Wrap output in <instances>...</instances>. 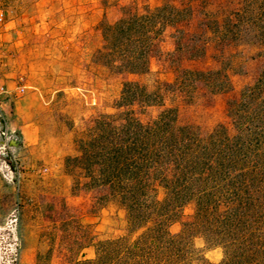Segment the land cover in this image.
I'll use <instances>...</instances> for the list:
<instances>
[{
  "label": "trees",
  "instance_id": "16d2710c",
  "mask_svg": "<svg viewBox=\"0 0 264 264\" xmlns=\"http://www.w3.org/2000/svg\"><path fill=\"white\" fill-rule=\"evenodd\" d=\"M196 12L197 29L178 31L177 49L195 59L208 41L251 47L262 59L258 77L230 105L231 131L218 124L207 133L181 122L167 96L190 102L203 89L230 91L229 61L181 68L173 82H121L115 111L89 118L67 165L81 168L89 189L105 188L120 205L124 233L97 239L89 224L82 248L93 256L75 264H264V0H164L128 12L101 26L93 61L112 73L147 74L164 31ZM150 107L156 114L142 120L138 115ZM189 202L192 220L172 233ZM197 240L219 248L221 259L208 260Z\"/></svg>",
  "mask_w": 264,
  "mask_h": 264
},
{
  "label": "rangeland",
  "instance_id": "374dc122",
  "mask_svg": "<svg viewBox=\"0 0 264 264\" xmlns=\"http://www.w3.org/2000/svg\"><path fill=\"white\" fill-rule=\"evenodd\" d=\"M163 1L4 0L7 27H12L5 34L13 61L11 74L23 75L27 88L19 97L1 96L0 264H75L93 256L89 246L82 248L89 224L97 239L124 233L120 205L107 198L105 188L89 189L81 168L67 165L77 153V139L89 118L115 111L122 81L149 86L155 80L173 82L181 68H216L227 60L230 91L212 94L203 89L190 102L180 97L172 102L169 95L167 105L177 104L180 121L198 126L203 133L218 124L231 131L229 107L243 87L254 83L262 59L251 47L212 41L203 56L190 59L177 49L176 36L178 31L187 34L197 29L199 13L164 31L150 54L147 74L112 73L93 61L102 45L103 24ZM157 110L150 107L138 116L147 120ZM29 123L33 145H27L21 134ZM193 214L189 202L170 231L177 233L181 222L191 221ZM197 243L208 260L221 259L219 248Z\"/></svg>",
  "mask_w": 264,
  "mask_h": 264
},
{
  "label": "built area",
  "instance_id": "2783aa9c",
  "mask_svg": "<svg viewBox=\"0 0 264 264\" xmlns=\"http://www.w3.org/2000/svg\"><path fill=\"white\" fill-rule=\"evenodd\" d=\"M5 3L0 0V108L2 107L1 96L19 97L27 88L26 80L21 74H11L13 68L12 55L6 48L5 34L12 27H7L9 21L5 19ZM11 79V85H6V80ZM43 170H47L44 168Z\"/></svg>",
  "mask_w": 264,
  "mask_h": 264
},
{
  "label": "crops",
  "instance_id": "0c3cea01",
  "mask_svg": "<svg viewBox=\"0 0 264 264\" xmlns=\"http://www.w3.org/2000/svg\"><path fill=\"white\" fill-rule=\"evenodd\" d=\"M21 134L23 138L27 139V145H33L35 143L34 129L31 123L27 124L24 130L21 129Z\"/></svg>",
  "mask_w": 264,
  "mask_h": 264
}]
</instances>
